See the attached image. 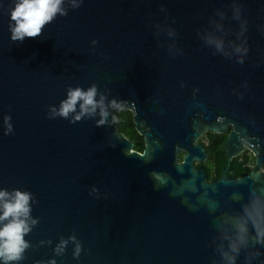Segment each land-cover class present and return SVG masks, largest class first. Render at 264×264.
Here are the masks:
<instances>
[{
	"label": "water",
	"instance_id": "water-1",
	"mask_svg": "<svg viewBox=\"0 0 264 264\" xmlns=\"http://www.w3.org/2000/svg\"><path fill=\"white\" fill-rule=\"evenodd\" d=\"M18 2L0 0V191L30 194V231L8 264H264V0H62L66 15L22 42ZM93 86L103 125L99 107L75 119L82 100L58 115ZM123 110L143 152L119 132ZM230 127L229 160L248 146L258 171L209 181L196 143Z\"/></svg>",
	"mask_w": 264,
	"mask_h": 264
},
{
	"label": "clouds",
	"instance_id": "clouds-1",
	"mask_svg": "<svg viewBox=\"0 0 264 264\" xmlns=\"http://www.w3.org/2000/svg\"><path fill=\"white\" fill-rule=\"evenodd\" d=\"M62 0H19L14 10L11 13V20L15 22V25H10V31L12 32L11 39L13 41H23L25 37L35 38L41 34V29L45 24L51 22L57 13L66 15V12L61 9L60 5ZM235 18H240V10H235ZM211 42V41H210ZM218 49L223 48L222 41L216 42ZM236 51L247 54V49L243 47H237ZM243 63V59L238 61ZM97 95V88L91 87L87 92L80 88L69 89L68 99L61 103V107L58 115L67 118L69 113L74 112L78 101H83L81 107V114L76 116V120H80L83 115L94 114L96 108H100V115L102 119L98 122V125H103L106 122L108 112L104 105V97H101L97 102L95 97ZM111 106L113 108H120L115 100L112 101ZM55 112V109H53ZM10 119V118H6ZM9 131H11V125H9ZM29 193H22L15 191L10 194L7 191H0V202H3V215L0 216V222L8 220L9 222L0 229V259L8 264L9 261H19L22 258V253L28 247L24 237L30 228L26 222L29 216ZM9 218H12L9 220ZM37 221L33 220L32 224L35 225ZM253 226L256 229L257 235L254 237L255 242L264 245V228H261L260 221L253 218ZM241 235L239 236L240 245L247 246L246 234L248 228L245 225H241L239 229ZM66 242H62L61 246L57 249L59 253ZM231 251L239 254L240 246L236 243L230 245ZM79 253V247L77 248V254ZM225 257L229 260V264H235V256H229L226 252ZM54 264V262H53Z\"/></svg>",
	"mask_w": 264,
	"mask_h": 264
},
{
	"label": "flooded vegetation",
	"instance_id": "flooded-vegetation-1",
	"mask_svg": "<svg viewBox=\"0 0 264 264\" xmlns=\"http://www.w3.org/2000/svg\"><path fill=\"white\" fill-rule=\"evenodd\" d=\"M231 132L232 127L225 133L205 132L196 143L203 145L207 158L204 161L195 160L194 164L197 168L206 169L209 181L220 179L225 168H227L228 177L236 178L246 175L253 177L258 171L256 155L248 146H243V150L229 160L224 147ZM179 157L182 161L183 154H180ZM224 161H226L225 164ZM259 171L261 170L259 169Z\"/></svg>",
	"mask_w": 264,
	"mask_h": 264
},
{
	"label": "trees",
	"instance_id": "trees-1",
	"mask_svg": "<svg viewBox=\"0 0 264 264\" xmlns=\"http://www.w3.org/2000/svg\"><path fill=\"white\" fill-rule=\"evenodd\" d=\"M132 117L133 115L129 111H121L117 115L119 132L123 133L134 143L135 150L143 152L145 144L143 138L135 130V125L133 123ZM225 163L226 161H224V164Z\"/></svg>",
	"mask_w": 264,
	"mask_h": 264
}]
</instances>
